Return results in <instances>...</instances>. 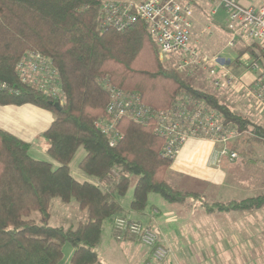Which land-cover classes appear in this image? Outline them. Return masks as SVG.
I'll return each instance as SVG.
<instances>
[{"label": "trees", "instance_id": "trees-1", "mask_svg": "<svg viewBox=\"0 0 264 264\" xmlns=\"http://www.w3.org/2000/svg\"><path fill=\"white\" fill-rule=\"evenodd\" d=\"M103 1L0 0V81L16 89L14 94L0 90V106L29 104L54 117L42 134L45 159L35 158L30 143L0 128V264H59L68 243L74 248L71 264H97L105 225L113 222L115 233L117 218L137 221L126 215L123 206L130 190L133 195L127 209L135 213L148 209L151 195L169 203L194 199L207 212L264 205V194L239 202L209 203L199 193L172 183L169 172L174 160L162 156L164 141L151 122L121 120L118 129L123 139L115 147L109 145L95 126L106 116L105 82L136 92L155 111L170 108L183 95L206 100L227 121L239 124L242 135L231 147L244 159L250 158L255 144L264 145V126L199 86L200 70L190 75L179 72L174 61L162 62L145 23L124 31L101 29ZM27 50L42 53L57 67L66 93L60 110L56 100L18 78L16 65ZM234 50L236 58L230 64L235 71L239 72L242 56L264 67V53L256 44L241 42ZM80 148L86 153L78 168L92 181L81 182L71 172L70 164ZM56 199L76 203L86 219L67 228L51 226ZM128 236L133 237L127 234L123 239Z\"/></svg>", "mask_w": 264, "mask_h": 264}, {"label": "built area", "instance_id": "built-area-1", "mask_svg": "<svg viewBox=\"0 0 264 264\" xmlns=\"http://www.w3.org/2000/svg\"><path fill=\"white\" fill-rule=\"evenodd\" d=\"M200 0H105L101 7V29L124 31L138 22L146 24L159 47L162 62L174 61L179 72L202 70L206 81L217 90H235L250 97L264 112V67L249 56L239 59V68L248 74L238 75L234 67L222 63L219 56H208L193 43L195 4ZM212 6L211 14L225 13V29L231 36V46L245 42L256 44L264 53V5L260 8L246 6L240 0H206ZM16 74L23 84L63 105L66 93L62 88L60 73L53 61L38 51L27 50L16 65ZM253 75V81L247 80ZM244 76H247L246 78ZM109 100L106 116L95 126L115 147L123 139L118 124L123 119L139 124H154V133L163 139L161 154L175 160L189 140H207L221 145L216 162L235 161L239 154L232 149L242 135L236 122L227 121L225 115L204 99L188 95L178 98L162 111H155L142 101L136 92L125 91L104 84ZM0 90L16 93L13 85L0 81ZM251 107V104L249 105ZM135 237L151 250L144 264H163L172 254L158 231L150 225L127 217L115 220V235L122 240L125 235Z\"/></svg>", "mask_w": 264, "mask_h": 264}, {"label": "crops", "instance_id": "crops-1", "mask_svg": "<svg viewBox=\"0 0 264 264\" xmlns=\"http://www.w3.org/2000/svg\"><path fill=\"white\" fill-rule=\"evenodd\" d=\"M211 10L212 6L206 0L195 4L193 43L198 44L202 28L211 29L212 21L230 34L225 29V13L219 11L212 15ZM238 70L242 68L238 67ZM0 113V128L28 143L31 138L42 136L54 119L51 112L29 104L0 106ZM20 121L26 124L22 126ZM220 149L221 145L207 140H189L174 160L169 172L170 181L182 190L199 193L209 203L239 202L260 194L259 175L253 174V158L224 159L218 164ZM31 154L37 159L47 157L44 139L31 147ZM132 195L133 191L123 201L126 215L158 231L162 241L172 250L163 264H205L214 254L224 253L232 255L234 264H243L240 255L255 256V249L261 248L259 243L252 242L255 239L252 220L256 210L207 212L201 202L194 199L169 203L158 195H151L148 209L144 213H135L127 209ZM69 249L59 264H71L74 250ZM150 255L151 250L134 237L117 240L113 222L105 225L97 264H144ZM255 259L259 261V258Z\"/></svg>", "mask_w": 264, "mask_h": 264}, {"label": "rangeland", "instance_id": "rangeland-1", "mask_svg": "<svg viewBox=\"0 0 264 264\" xmlns=\"http://www.w3.org/2000/svg\"><path fill=\"white\" fill-rule=\"evenodd\" d=\"M242 4L246 6H252L255 8H260L264 5V0H240ZM212 27L211 29L202 28V33L198 36V44L195 43L194 45L201 50L203 53L207 54L208 56H219L222 58V63L224 65H227L228 67H232L230 64L235 58V50L234 48L239 44L237 43L235 46H231V36L228 34L223 27L216 25L213 21L210 24ZM226 25V22H225ZM193 38V35H192ZM195 70L193 69L191 72H184L189 73L190 75H193L195 73ZM201 71V72H200ZM198 73V80H199V86L205 87L215 94L219 96V98L227 104L233 111L237 113H241L248 118H250L252 121H254L257 124H260L264 126V112H262L259 107H257L254 104V101L245 95L243 92H237L235 90H217L214 87H212L209 83H206L204 81V78H206L205 73L200 70ZM200 73V74H199ZM238 75H247L248 72L242 68L239 72L236 71ZM253 81V75L250 76V78L247 80L248 83H251ZM251 104V107L249 106ZM2 113H0L1 117ZM9 119L13 120L14 117H10ZM2 120L7 121L5 118H2ZM15 122L18 120H14ZM8 122V121H7ZM20 124L23 126L26 124L24 121H20ZM11 127L12 126H8ZM38 141V142H37ZM40 141H43V138L41 135L37 136V138H31L29 140V143H31V146L38 145ZM85 150L84 148H80L77 152L76 156L72 160L70 167L71 172L73 176L83 182V181H92L88 176L83 174L79 168L78 164L81 161V159L85 156ZM253 160L252 166H253V174L259 175L260 180V186H259V193L256 197H258L261 194H264V145L255 144L250 155ZM240 158V157H239ZM249 161V160H248ZM54 168H57L59 164L55 161H53ZM136 180V179H134ZM131 191L129 193L131 194ZM128 193V194H129ZM127 194V196H128ZM126 196V198H127ZM259 209V210H258ZM256 210L254 213V218L252 220V223L254 225V236L255 239L252 240L253 243H259L261 248L255 249L257 252L253 255L249 254H243L240 255L241 259L243 260V264H264V205L260 208L253 209ZM34 217L36 219H39V213H35ZM86 219V214L82 213L79 209L76 203H70V204H64L60 200L56 199L53 201L52 205V215L49 220V224L51 226L55 227H70L74 226L80 221H83ZM248 235V234H247ZM245 235V236H247ZM69 248L71 250H74L73 246L68 243L64 247V254L67 255L69 252ZM255 257L259 258V261L255 259ZM232 255H228L226 253L217 255L214 254L211 256V259L206 261L205 264H234L232 261ZM239 258V257H238Z\"/></svg>", "mask_w": 264, "mask_h": 264}, {"label": "water", "instance_id": "water-1", "mask_svg": "<svg viewBox=\"0 0 264 264\" xmlns=\"http://www.w3.org/2000/svg\"><path fill=\"white\" fill-rule=\"evenodd\" d=\"M55 107L58 109V110H60L62 107H61V105L59 104V103H55Z\"/></svg>", "mask_w": 264, "mask_h": 264}]
</instances>
